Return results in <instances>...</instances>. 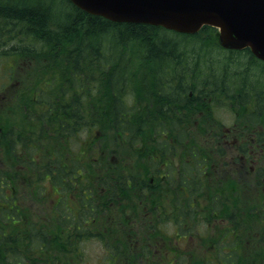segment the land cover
Listing matches in <instances>:
<instances>
[{"label": "trees", "instance_id": "1", "mask_svg": "<svg viewBox=\"0 0 264 264\" xmlns=\"http://www.w3.org/2000/svg\"><path fill=\"white\" fill-rule=\"evenodd\" d=\"M206 30L216 33L114 22L70 0H0V48L14 41L9 50L39 61L21 118L0 115V264H81L93 238L101 264H264V62ZM218 104L251 108L231 159ZM209 120L219 132L201 138ZM208 218L217 234L188 258L171 238Z\"/></svg>", "mask_w": 264, "mask_h": 264}, {"label": "water", "instance_id": "2", "mask_svg": "<svg viewBox=\"0 0 264 264\" xmlns=\"http://www.w3.org/2000/svg\"><path fill=\"white\" fill-rule=\"evenodd\" d=\"M84 10L113 21L161 25L195 33L204 24L220 28L227 48L249 46L264 60V0H72Z\"/></svg>", "mask_w": 264, "mask_h": 264}, {"label": "rangeland", "instance_id": "3", "mask_svg": "<svg viewBox=\"0 0 264 264\" xmlns=\"http://www.w3.org/2000/svg\"><path fill=\"white\" fill-rule=\"evenodd\" d=\"M205 31V36H215L217 43L219 44V41L217 39V31L216 33L211 30ZM213 34V35H212ZM22 37V36H20ZM31 40L27 41L29 44ZM14 43V41L10 42L9 44ZM26 43V44H27ZM9 44L5 45L3 50L0 48V95H3L4 97H0V101L3 102V100L6 97L5 103L9 105V108L6 110L7 107L5 106H0V115L2 117H7V122H10L13 124V121H16L18 118L20 119V114L21 111L24 109H21L17 112L16 111V104H17V98L18 96L23 95V88L25 87L26 83L28 82L30 78V71H34L36 69L39 61H28V59H21L22 57H19L15 53V49L9 50L7 47ZM220 45V44H219ZM205 50V51H204ZM204 50L200 51V55L203 56L204 54L207 53L208 49L204 48ZM211 52V58L212 59H220V57L223 58V60H228L230 59L229 54L226 53L225 51L219 52L217 50L210 49ZM228 55V57H224V55ZM236 58V57H235ZM17 59H20L19 61ZM217 64H215L216 66ZM214 66V67H215ZM43 67V66H41ZM38 68L36 71V76L38 77V81H41L42 79V74L46 73V71L43 68ZM231 66H229L230 68ZM218 68L220 69L221 67L218 65ZM233 69V67L231 68ZM230 69V70H231ZM208 72V71H207ZM210 73V72H208ZM10 77V79H9ZM252 77V75H251ZM255 79L259 80V77L253 76ZM12 83V87L11 84ZM12 88V89H11ZM11 89V91H10ZM26 108V107H25ZM248 110L244 109V112ZM243 112L242 107H239V110L235 111L234 113H229L227 112L224 108H219L216 109L214 116L221 120L223 123L231 125V127H236L238 125L242 126V122L246 123V116ZM212 122L206 121L205 124L209 127L206 129L205 137L201 138H207V135L209 136L211 133L215 131H218L217 127L211 124ZM211 124V125H210ZM243 127V126H242ZM190 128V126H189ZM185 130H188V127L184 128ZM183 129V130H184ZM191 129V128H190ZM192 130V129H191ZM219 132V131H218ZM231 138H226V141H224L223 137V143L225 144L227 148V152H229L228 155H238L240 154L237 152L234 148L235 147H240L239 143H237L234 140V137L237 136L235 128L230 132ZM208 138H213L212 136H209ZM171 152L177 153L178 149H173ZM0 162L1 165L4 167V169H9V166L7 163H5L4 158L2 157V154L0 152ZM261 165H264V160H260ZM244 163H250L248 160H245L243 157L240 160V164ZM161 173L164 175H167L169 173V170L165 165H160ZM249 177H252V175L248 174ZM247 178V177H244ZM30 179L27 177H24L21 181L22 187H26L28 189H31L30 187ZM21 197H25L20 193ZM50 202L48 203V205ZM34 206H38V209H44L45 205L44 203L39 205L38 203L33 204ZM219 224H221L217 219H204L202 223L199 225L198 228H200V231H195L193 233V236H188V234H185L181 236L183 238L182 241L178 242V239H175V237L171 238V243H179L180 245H187L186 249L187 252L185 253V256L188 258H200L205 252L206 248L208 246V243L211 242L212 238L216 236ZM165 228L170 232V235H174L177 233L178 228L173 227V224L171 222H165ZM191 238V240H190ZM103 242L102 239L99 238H93L92 240L86 242L84 246V251L86 254L85 260L81 264H101L102 263V258H104L106 254V249L105 246L101 243ZM159 247H165V246H160V245H152L151 248L154 250L156 253L159 251ZM169 248V247H167ZM171 249V248H170ZM205 255V254H204ZM162 259V258H160Z\"/></svg>", "mask_w": 264, "mask_h": 264}, {"label": "flooded vegetation", "instance_id": "4", "mask_svg": "<svg viewBox=\"0 0 264 264\" xmlns=\"http://www.w3.org/2000/svg\"><path fill=\"white\" fill-rule=\"evenodd\" d=\"M5 98H6V97H5ZM4 101H5V99L3 100V102L0 101V105H1L2 103H4Z\"/></svg>", "mask_w": 264, "mask_h": 264}, {"label": "bare ground", "instance_id": "5", "mask_svg": "<svg viewBox=\"0 0 264 264\" xmlns=\"http://www.w3.org/2000/svg\"><path fill=\"white\" fill-rule=\"evenodd\" d=\"M141 103V102H140ZM146 107H147V105H146ZM148 108V107H147Z\"/></svg>", "mask_w": 264, "mask_h": 264}]
</instances>
